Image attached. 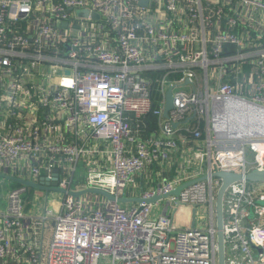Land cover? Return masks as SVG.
<instances>
[{
    "label": "built area",
    "instance_id": "2783aa9c",
    "mask_svg": "<svg viewBox=\"0 0 264 264\" xmlns=\"http://www.w3.org/2000/svg\"><path fill=\"white\" fill-rule=\"evenodd\" d=\"M225 113L240 127L218 136ZM150 115L159 132L145 133ZM184 122L199 143L178 152ZM146 169L155 184L140 197L167 196L122 206L67 192L128 197ZM253 169L264 170V0H0V175L15 183L0 264H218L212 173ZM55 175L66 192L51 206V190L29 207V186L8 178ZM222 212L224 264H264V181L229 184Z\"/></svg>",
    "mask_w": 264,
    "mask_h": 264
},
{
    "label": "water",
    "instance_id": "95a60500",
    "mask_svg": "<svg viewBox=\"0 0 264 264\" xmlns=\"http://www.w3.org/2000/svg\"><path fill=\"white\" fill-rule=\"evenodd\" d=\"M142 3L145 4L146 0H142ZM171 88L172 86H170L165 92V105L163 109V115L165 117L168 116V111L173 107V95L171 92ZM176 125L177 123L174 122L173 126H176ZM55 173L57 174V172ZM212 174L213 176L219 177L221 179V183L217 190L216 198H215V218H216V229H217L216 237H217V244H218V264H224V247H223V230H222V221H223L222 199H223L224 192L229 184L235 181L241 180V179H245V180L252 181V182L264 181V170L253 169L246 173L215 170L213 171ZM8 178L12 181L21 182L29 187L42 189L44 191L51 190V191L62 192V193L66 192V189L61 188L57 185V182L55 179L56 175L54 176V180L52 181V183L48 185L36 183L31 180L20 179L14 176H8ZM194 181H196V179L184 182L183 184L177 186L170 193L178 194L180 189H182L184 186ZM67 192L74 197L79 196L84 193H96V194H101L109 199H117L119 202H126L129 200H135L137 202H141V201L154 202L168 195V194L153 195L148 198H144V197L127 198L126 196H121V197L116 198L114 195L110 194L106 190L97 188V187H88V188H83L80 190H69ZM194 211H195V208H193V213ZM192 225H194V218L192 219Z\"/></svg>",
    "mask_w": 264,
    "mask_h": 264
},
{
    "label": "rangeland",
    "instance_id": "374dc122",
    "mask_svg": "<svg viewBox=\"0 0 264 264\" xmlns=\"http://www.w3.org/2000/svg\"><path fill=\"white\" fill-rule=\"evenodd\" d=\"M228 113H225V115L224 114H222L223 116H222V118H221V120H220V123H218V124H220V127H221V132L223 133V134H227L229 131H235V130H237V127L239 128L240 127V124H239V122L242 120V115L239 113V114H237V113H235V114H232V115H230V116H228L227 115ZM250 114H252L253 115V112H251ZM229 117V118H228ZM235 120V119H233V118H236V126H234V127H236V128H230V127H232L233 126V123H231L230 121H228V120ZM224 119V120H223ZM228 119V120H227ZM226 121V122H225ZM228 122V123H227ZM230 124V125H229ZM247 124H249V126H244L243 125V129H246L247 131H248V129H255L256 127H258V125L255 123V122H253V121H249L248 120V122H247ZM223 125V126H222ZM254 127V128H253ZM246 131V132H247ZM235 132H238V131H235ZM84 176H85V169H84V165H83V163L80 161V162H78V164H77V168H76V172H75V175H74V178H73V180H72V187H75L76 186V184L77 183H80L83 179H84ZM15 185V183L14 182H8L6 179H4L1 175H0V209L1 208H4V207H6V195H7V193H8V191L13 187ZM35 193H39L40 195H42V196H45V191L44 190H42V189H38V188H33V187H29L28 188V191H27V196L29 197V199H30V202H29V207H32V206H34V205H32V203H33V198H34V196H35ZM62 197H63V194H62V192H56V191H52V193L51 192H48V200H49V202H48V206H51V202H52V200H56V201H59V200H61L62 199ZM43 198H40V200H42ZM43 201V200H42ZM121 205L123 206V205H125L124 204V202H123V204L121 203ZM159 205H160V207H161V210H162V208H163V206H165L166 205V200H161L160 201V203H159ZM197 210H198V213H197V218L199 217V215H200V213H202V208H200V206L199 207H197ZM206 215H207V213H205Z\"/></svg>",
    "mask_w": 264,
    "mask_h": 264
},
{
    "label": "crops",
    "instance_id": "0c3cea01",
    "mask_svg": "<svg viewBox=\"0 0 264 264\" xmlns=\"http://www.w3.org/2000/svg\"><path fill=\"white\" fill-rule=\"evenodd\" d=\"M147 122H148V128L146 130L145 133H151L153 131L156 130V132L158 131V126H157V121L156 118L154 116H149L147 118ZM220 121L217 122L216 128L218 130V136L221 135V131H220ZM133 124H135V120H133ZM193 123L192 122H184L181 126V130H177L175 133V137L177 139V151H183L186 148H189L190 146L194 145L195 142L199 143V140H191V134L184 128V127H191ZM203 130V133H205V127H206V122H202L201 126H200ZM152 172L150 171V169H146L144 170V172H142L141 174H139L136 179H135V184L130 187L129 191H128V197L127 198H137L140 197L141 193L143 190L153 187V185L155 184L152 179H151V174ZM137 201L135 200H129L126 201V205L130 206L133 203H135Z\"/></svg>",
    "mask_w": 264,
    "mask_h": 264
},
{
    "label": "bare ground",
    "instance_id": "6f19581e",
    "mask_svg": "<svg viewBox=\"0 0 264 264\" xmlns=\"http://www.w3.org/2000/svg\"><path fill=\"white\" fill-rule=\"evenodd\" d=\"M228 115V114H227ZM247 116H248V114H247ZM229 118V117H228ZM224 120V119H223ZM228 120V119H227ZM226 122V121H225ZM228 123V122H227ZM232 123V122H231ZM230 125V124H229ZM223 126V125H222ZM236 126V125H235ZM248 126H249V124H248ZM233 127V126H232ZM232 127H230V128H232ZM234 128H236V127H234ZM238 128V127H237ZM254 128V127H253ZM240 131V130H239Z\"/></svg>",
    "mask_w": 264,
    "mask_h": 264
}]
</instances>
